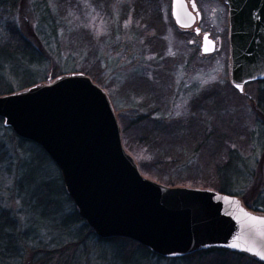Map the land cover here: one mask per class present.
<instances>
[{"label": "rangeland", "instance_id": "rangeland-1", "mask_svg": "<svg viewBox=\"0 0 264 264\" xmlns=\"http://www.w3.org/2000/svg\"><path fill=\"white\" fill-rule=\"evenodd\" d=\"M15 4L10 20L40 58L35 64L18 66V71L7 63L0 66V78L11 93L37 82L48 84L59 76L83 73L107 94L121 136L129 139L147 132L162 136L156 150L140 145L146 163L162 153L176 158L165 169L157 166L160 179L141 172L143 176L166 186H214L216 166L232 151L238 152L247 178L237 187L238 198L251 203L264 196V150L256 143L257 136H264V119L255 105L256 85L247 83L242 92L230 85L229 18L222 0L197 3L202 15L199 30L174 25L170 0H16ZM204 32L217 42L209 53L201 51ZM49 72L51 79L47 80ZM137 117L139 124L134 122ZM9 131L0 123V144L5 149L0 162L6 161L0 164V208L12 212L21 231L34 238L35 246L66 247L49 264H115L111 246L97 242L87 230L77 234L81 223L63 225L73 207L59 191V173L57 177L51 160H44L32 188L49 183L60 214L50 222L53 227L26 214L27 204L16 191L19 171L28 168L33 172L39 166L28 163L35 149L31 145L28 152H19V164L13 160L21 150L18 136ZM219 136L228 137L222 140ZM123 138L124 150L140 169ZM168 177L184 181L170 185ZM157 256L149 255L141 264H188L180 257Z\"/></svg>", "mask_w": 264, "mask_h": 264}, {"label": "water", "instance_id": "water-1", "mask_svg": "<svg viewBox=\"0 0 264 264\" xmlns=\"http://www.w3.org/2000/svg\"><path fill=\"white\" fill-rule=\"evenodd\" d=\"M224 2L230 83L242 92L245 83L264 80V0ZM172 13L179 25H190L183 0H173ZM201 48H214L207 34ZM0 117L46 151L78 215L100 238L126 237L164 257L219 247L264 262V214L247 210L236 196L141 175L122 146L107 94L87 75L70 73L0 96Z\"/></svg>", "mask_w": 264, "mask_h": 264}, {"label": "trees", "instance_id": "trees-1", "mask_svg": "<svg viewBox=\"0 0 264 264\" xmlns=\"http://www.w3.org/2000/svg\"><path fill=\"white\" fill-rule=\"evenodd\" d=\"M15 1L16 0H0V66L2 64H10V67H14L15 71L18 66L23 67L25 64H35L39 61L40 56L37 55L35 50L27 43V41L19 33L18 29L12 21L10 20L12 16V11L15 12ZM152 46V45H151ZM47 80L51 79L52 72H49ZM55 79V78H53ZM46 81L37 82L35 84H45ZM256 85V99L255 105L258 112L264 119V80L253 82ZM33 84V85H35ZM32 85L21 88L25 89ZM11 88L7 83L0 78V95H5L11 93ZM196 99V98H195ZM197 100V99H196ZM199 102V100H197ZM197 103V102H196ZM197 105V104H196ZM193 109H195L193 107ZM192 109V110H193ZM138 117L136 121L138 122ZM0 123L3 124V120L0 117ZM136 124V123H133ZM139 124V122H138ZM195 125V123H194ZM193 125V126H194ZM9 129V128H7ZM10 130V129H9ZM12 135H17L10 130ZM264 134V130H263ZM124 137V138H123ZM162 136H148V132L143 136H122L124 144L132 155L138 160L140 171L153 178H161L162 169H165L168 165L176 161L175 157L172 155H162L157 154L154 157V161L145 162V154L139 149L141 144H146L148 150H156L160 147V142ZM193 137V136H191ZM220 139L226 140L228 136H219ZM18 138V139H17ZM18 146L21 151H18L13 160H16L18 164L20 163L19 152L25 151L31 145L33 152L29 156V165L36 163L39 169L36 171L20 170V180L18 182L19 186L16 190L23 200V203L27 206V215H30V219H34L35 215L40 219H44V223L53 227L52 222L57 216H59L60 211L57 210V200L55 199V194L53 188L49 183H43L32 188V182H35L41 174L44 166V160H51L46 152L35 142L25 140L17 137ZM132 138V139H131ZM152 140V141H149ZM256 143L260 147V150H264V136H257ZM0 158L5 155V149H2V144H0ZM4 158V157H3ZM240 156L238 152L230 151L227 155L226 160L221 163V165L216 166L214 172L215 187L201 184L202 188H214L219 192L231 195L241 194L240 189L243 183L246 182V171L242 167L241 162H239ZM6 161H2L4 163ZM52 162V160H51ZM53 163V162H52ZM54 164V163H53ZM3 165V164H2ZM55 166V164H54ZM160 170H158V167ZM3 168L10 171L8 165H3ZM57 177L59 173L60 189L62 195L71 203L72 212L66 219H63V225L66 226L73 221L81 223V231L77 234H81L84 230H87L88 236L95 239L97 242L102 244H107L111 246L112 249V260L115 264H141L148 257L154 256L151 251L146 247L141 246L137 242L127 239V238H108L101 239L97 237L91 230V228L81 219L77 213V210L64 189L62 178L58 168L55 166ZM38 171L37 175H34ZM16 172L18 170L16 169ZM183 178H170L168 177L167 183L170 185H178L176 183L183 182ZM209 180V179H208ZM245 180V181H244ZM38 181V180H37ZM55 185V184H54ZM32 190V191H31ZM60 195V194H59ZM67 201V202H68ZM245 202V201H244ZM243 202V203H244ZM246 203V204H245ZM245 206L255 212L264 213V196L261 195L256 202H245ZM30 237H28V235ZM32 236L29 232H23L20 229L18 219L10 212L8 209L0 208V264H49V262L55 259V255H62V252L66 248L65 246H57L54 249L48 247L45 243L34 245L31 241ZM31 241V242H30ZM160 258V256H157ZM177 259H181L188 264H264V262L258 261L252 256L245 253H238L230 251L224 248H209L205 250H200L190 255H186ZM142 260V261H141ZM226 260V262H224ZM26 261H28L26 263ZM230 261V263H228ZM60 264V263H56Z\"/></svg>", "mask_w": 264, "mask_h": 264}, {"label": "flooded vegetation", "instance_id": "flooded-vegetation-1", "mask_svg": "<svg viewBox=\"0 0 264 264\" xmlns=\"http://www.w3.org/2000/svg\"><path fill=\"white\" fill-rule=\"evenodd\" d=\"M184 1V3H185V9L187 10V12L186 13H188V11H190L191 13H192V16H187L186 14H185V17H186V20H188V19H190V20H193L192 21V23H191V25H190V28H188V29H191V26H192V28H195L196 30H199V26H198V24H199V22H200V20H201V17H202V15H201V12H200V10L198 9V5H197V3L198 2H208V1H214V0H183ZM223 1V0H222ZM170 6V10H169V12H170V16H171V19H172V22L174 23V25L175 26H177L178 28H181L179 25H177L176 24V22H175V20H174V17H173V13H172V10H173V0H170V4H169ZM191 17H192V19H191ZM183 29H185V28H183ZM187 29V28H186ZM198 32V34H199V32L200 31H197ZM205 33V32H204ZM203 33V34H204ZM202 34V35H203ZM209 34V33H208ZM210 36V35H209ZM201 39H202V37H201ZM212 39V38H211ZM213 40V39H212ZM214 42H215V44H214V47H216V45H217V42H216V40H213Z\"/></svg>", "mask_w": 264, "mask_h": 264}, {"label": "snow or ice", "instance_id": "snow-or-ice-1", "mask_svg": "<svg viewBox=\"0 0 264 264\" xmlns=\"http://www.w3.org/2000/svg\"><path fill=\"white\" fill-rule=\"evenodd\" d=\"M237 87H239V85H237ZM233 247H235L236 245H232Z\"/></svg>", "mask_w": 264, "mask_h": 264}]
</instances>
